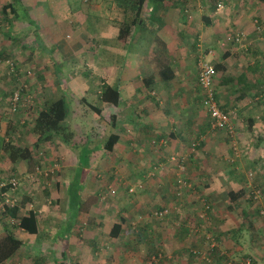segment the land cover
Instances as JSON below:
<instances>
[{
	"label": "rangeland",
	"instance_id": "obj_1",
	"mask_svg": "<svg viewBox=\"0 0 264 264\" xmlns=\"http://www.w3.org/2000/svg\"><path fill=\"white\" fill-rule=\"evenodd\" d=\"M197 1L200 2L199 5H197ZM11 2L12 0H0V181L7 182L11 178H15L18 182L16 189L11 195L16 199L17 219L6 217L4 212L0 210V240L5 236L3 232L5 233L4 227L6 225L7 228L13 230L16 237L23 242V245H20V249L14 255L5 259L4 262L0 261V264H33L38 256L37 259H39L40 264H58L61 262L64 264H148L155 252L160 253L161 256L154 264H182L174 253L165 251L164 243L159 233L161 232L159 230L161 226L159 223L165 220H159V216L155 214L160 208V198L151 197V194L147 197L150 191L156 190L158 175L161 171L173 172L175 177L176 165L167 159L169 156L165 158L161 155V149L153 142L156 140V134L151 137L150 143L146 141L144 143L145 146H137L135 144L136 138L131 134H135L137 131L133 129H131L129 134L133 137L132 140L134 143L128 146L129 150L135 149V152L138 153L139 149H147L150 147L151 152L155 149V153L158 155H153L150 159L139 160L141 162L133 165L132 163L121 164L113 162L115 156L106 154L103 151L101 143L113 131V123L110 117L113 111H115V107L106 104L101 113L100 111L97 112L90 105L91 102H98L99 99L96 94L99 89H102V82L106 78L111 82V57L113 59V55L115 56L114 51L110 49L112 45L110 41L112 39H109V41L104 39L103 41L100 25L97 23L99 21L103 22L102 19L106 20L109 25L108 27L110 29L113 28L115 32L118 26L117 23L121 24L119 20L122 19V14H119L123 11L120 9H123L124 5L128 10L131 2L122 0L123 4L119 7L113 0H75V7L76 9L77 7L79 8V14L81 15L80 19L76 18L77 22L75 26H72V23H63L60 21V18L56 20V18L49 17L41 7L38 8V5L32 11L27 10L28 16L35 20V24H30L26 18L22 17L19 8H14L13 13L10 12V9H7ZM248 2L249 0H246V2H243V0H178L176 6L184 12L186 19L190 22L192 20L197 22L199 20L196 18V21L191 15L198 8L209 13L215 12L216 10V18H218L217 22L214 20L216 24L215 27L213 26L217 30V39L213 47L214 59H212L213 55H206L208 49L211 48L205 47L204 42L202 44L205 32H200V35L203 37L199 38V41L196 40V50L195 47L193 48L190 45L192 43L189 44L187 40L183 41L187 49V54L185 49L182 50L183 54L185 52L182 60L184 63L186 62V68L190 77L196 74L197 78L196 62L199 56H204L206 60L211 61L216 67L214 61H219L221 54L227 50L225 49L226 47L233 44L234 50H238L242 54L240 49L245 48L248 33L244 29L246 25L243 27L241 26L242 24L240 25L238 15L245 3ZM24 3H27V1L24 0ZM139 3L137 5L141 6L143 2ZM148 3L153 6L156 1L150 2L148 0ZM218 3L221 4L219 9H217ZM96 8H100L102 11H98ZM230 8L232 9L230 12L225 11L230 10ZM136 11L135 15L139 16V9ZM100 12L102 15H100ZM254 13L256 15L255 11ZM96 17L98 19L97 22H95ZM116 17L120 19L117 20ZM83 18H86V23L83 21ZM248 20L247 23L254 27L253 31L261 29L263 17H257L252 14ZM198 24L196 23L195 26ZM146 32L147 37H155V33L149 36L150 32L154 31L150 30L149 32L148 29ZM237 33L242 34V39L239 41L235 42L227 39L228 36L234 37ZM155 42L156 40H142L137 47V51L145 53L148 56H153L152 53L154 54V52H151V54L149 52L150 47L153 50L152 47L156 46ZM107 44H109V48L103 47L107 46ZM122 48L126 51L128 49L125 45ZM243 54L248 55L247 51H244ZM156 56L159 57L160 54ZM156 60L159 61V58ZM107 64L110 66L107 71L109 74L108 77L103 78L100 72L102 67H106ZM159 64H162V62ZM56 66L59 70H56ZM151 66L154 68L157 67L156 69L161 68L160 65L153 64V62ZM143 67L141 68L143 69ZM217 71L216 68V73ZM157 82L152 81L154 87L152 86L153 88L151 89L158 91L161 86L159 85L157 87ZM185 82H189L190 88L192 87L193 89L194 98L192 100L193 102L195 101L196 106L193 107L195 112L193 124L189 125V128L187 127L188 132L183 136L185 139L183 148L185 152H189L188 149L193 147V143L195 144L201 141V136H204V143L207 141V138L209 140L210 138L214 140L219 137L222 138L221 140L226 146L225 152L220 157L221 159L217 161V164H219L218 167L220 169L233 167L234 170L238 171L239 180L245 190L238 201V206L234 208V213L237 216H241L240 209L242 207L254 212L253 214L257 220L256 224L258 227H261L260 231L262 236L261 243L255 247L263 254L264 214L258 215L254 209V203H251L247 199L249 197L248 189L250 191L253 185H256L258 188L261 187L257 181L260 182L262 179L259 170H264V159L260 158L257 160L254 157L262 148V141L257 138L259 133L254 131V128L248 123L241 122L238 110L236 111V109L226 111L230 114L235 127L233 138L225 132L211 130L209 128V115L201 105L199 99L200 90L197 85V80L195 77H192V79L182 81V83ZM179 83L181 82H177V84ZM17 90L21 94V100L16 104L15 110L11 111L12 94ZM86 91L93 92L94 96L91 94L86 95ZM64 94L70 103V113L67 117L66 124L72 134L71 143L67 145L55 136L49 141L46 140L36 146L35 141L37 136L33 132L32 126L38 111L43 109L49 101L56 100ZM179 118L177 117V119ZM182 119H185L184 111ZM84 144L90 150L89 154H91L89 155L87 168L93 170L94 173L86 176L87 181L84 184L86 188L83 194V201L86 199L84 202L86 211L84 215H81L80 219L75 220L74 230L77 229L78 231L71 236L80 243L81 247L72 248V255L69 256L71 250H62L63 247L60 241L48 243L46 239H42L41 241L43 242L39 241L38 243L35 237L41 233L43 234L42 236L49 237L48 235H51L49 232L53 231V229L55 230V227H58L57 223L50 225L51 223H55L53 218L55 219L58 214H65L68 200V192L66 190L70 188L69 184L74 178V170L79 167V148L84 147ZM24 147L31 151V159H16V150ZM197 147L194 148L201 151V146ZM190 154L191 156H186L185 158L182 154L172 155L176 157V160L177 158L178 160H182L186 167V173L187 170H190L187 166L188 163H191L192 169L196 168L193 165L194 162L198 166L203 163L204 168H206L208 164L207 160L203 162L199 159L198 163L195 161L197 159H192L193 153ZM157 156H160V160L159 158L156 160ZM52 163L56 169L54 175L47 176L46 178L38 176L35 180H27L25 178L26 174L33 173L37 166L40 169L46 170ZM133 166L141 168L143 171L145 170V176H139L137 178L135 175L126 177L122 174V171L132 169ZM112 167L115 170L119 169L118 173H109V171L105 170L106 168ZM149 171L153 172L150 176L147 174ZM262 174L264 175V173ZM130 186L135 188L133 193L128 191ZM200 188L202 189V187ZM110 189H114L115 192L113 194L108 193ZM260 190L263 191L262 187ZM52 191L55 192L53 195L51 194ZM200 194L204 197L199 196L198 205H200L201 200L208 199L204 193ZM136 197L142 200L145 197L149 199V203H153L152 200L156 201L153 204L147 203L149 208H143V201L141 200L139 206L135 207L137 209L131 215L132 220H129V224H126L125 228V233H129L133 237L126 238V240L123 239L120 242H114L115 244L113 243V245V241L105 242L103 247H101V241L95 240L94 243L89 242L93 235V229L97 225L98 215H100L103 221L101 227L107 221L112 222L113 219L111 218H118L115 216L127 213L130 215L129 207L127 209L125 208L126 202L124 200L130 201ZM174 198L175 196L172 197L173 201ZM192 198L190 197V200ZM205 200L203 202L207 203ZM211 201L213 202V199ZM216 201L218 205H222L223 199L217 198ZM134 202L136 203V201ZM134 202L132 203L134 204ZM260 207H263V205H260ZM32 210H35L36 214L40 215L39 219L46 220L47 226L45 227L47 229L44 228L45 231L31 233L22 230L18 226L19 218L27 215ZM48 218H50V224L47 221ZM173 219V223H175L177 219ZM140 220H145L146 223L144 224L145 228L147 227L148 229L147 231L143 229L141 232H136L138 231ZM132 225L134 229L129 227ZM174 228L173 225L171 231H174ZM37 244H41L42 246V251L41 254L38 253L39 255H37V250L34 248ZM242 244L246 245V256L251 258L250 251L252 250V242L244 238ZM198 249L203 251L204 247L203 249ZM208 254L207 261L210 262L202 260L198 255L194 257L195 259L188 256L184 264L225 263L222 259L215 260L213 258L212 260L211 253L209 252ZM255 262L257 264L256 259Z\"/></svg>",
	"mask_w": 264,
	"mask_h": 264
},
{
	"label": "crops",
	"instance_id": "obj_2",
	"mask_svg": "<svg viewBox=\"0 0 264 264\" xmlns=\"http://www.w3.org/2000/svg\"><path fill=\"white\" fill-rule=\"evenodd\" d=\"M20 1L26 12L27 10H34L38 5V8L41 7L49 17L56 18V20L60 18V21L65 24L72 23V26L76 25V18L80 19L81 17L79 14V8L77 7L76 9L75 7V0H26L27 3H24V0ZM113 1L117 3L119 7L123 4L122 0ZM142 2L143 3L139 8L131 3L128 10L123 5V9H120L123 12L119 14H122V19L119 18V20L116 17L121 23L125 22L127 19L128 22H131L134 17L137 16H135V12H137L136 10L139 9V16L136 17L140 19L139 23L138 25L132 24L130 30L131 35L126 43H121L117 39L120 23H117L118 26L116 27L115 32L113 28L110 29V27H108L109 25L106 20L102 19L103 22L99 21V23H97L100 25V32L103 41L104 39H106V41L112 39L110 41L112 44L110 49L113 50V53L115 54V56L113 55V59L111 57V67L107 64L106 67H102L100 72L101 77H108L109 73H107V71L109 70V67L112 68V76L110 77L111 82L106 78L102 84L106 83L116 88L119 97L116 104L108 103L101 100L100 94L102 89H99L96 94L99 99L98 102H91L90 105L99 109L101 113L106 104L115 107V111L112 113L113 131L111 133L118 135V141L114 145L113 151L110 153L115 156L113 162L121 164L132 163L133 165L141 162L139 160L150 159L153 155H158L155 153V149L151 152L150 147L147 149L141 148L138 153L135 152V149L129 150L128 147L134 143L132 140L133 137L136 138L135 144L137 146H145L144 143L146 141L150 143V139L154 134H156L157 140L160 138L166 140V147L158 146L161 149V155L165 158L168 156L170 157L172 154H182L185 158L186 156H191L190 153H193L192 159H197L195 160L196 162L199 163V159L203 162L207 160L208 164L206 168H204L203 163L198 166L194 162L193 165L196 168L192 169L191 163H188L187 166L190 170H187L186 175L193 185V190L188 191L189 194L186 193V195H184V200L178 209V216H169L164 223H160L161 226L159 230L161 232L159 233L161 234L165 251L174 253L180 262L184 264L188 256L195 259L194 257L196 255L190 253L191 248H205L203 236L206 232H210L213 234L217 242L216 247L211 251L212 260L213 258L215 260L222 259V261L225 262L224 264H245L247 260H250L252 264H256V259L257 264H264V253L262 254L255 247L261 243L262 236L260 231L261 227H258L256 224L257 220L253 214L254 212L252 210L248 211L246 208L242 207L240 209L241 216H237V214L234 213V208L235 206H238V201L245 191L239 180V173L234 170L233 167L225 169H220V167H218L219 164H217V161L221 159L220 157L223 152H225L226 146V144L224 145V142H222V138L219 137L215 140L211 138L209 140V138H207V141L204 143V136H201V141H198L197 145L199 147L201 146V151L192 147L191 149H188L189 152H185L183 148L185 142L183 136L188 132L189 125H192L193 120L195 119L193 117L195 114L193 107L196 106V103L192 100L194 98V93L192 87L190 88L189 82H185V84L182 83V81L192 79V77H195L197 80L196 74L192 77L189 76L186 62L184 63L182 60V57L185 54V52L183 54L182 50L185 49L187 54V49L185 48L183 41L187 40L189 44L192 43L190 45L194 48L196 40L199 41V38L204 36L202 44L204 42L205 47L211 48H207L208 51L206 55H213L212 59H214L215 55L213 47L217 39V30L214 28L216 23H214V20H216V22L218 21V18H216L217 12L215 9V12H204V10L202 11L198 8L196 11L192 12L191 15L192 18H198L199 20L197 21L196 19L197 22H194L193 20L190 22L186 19L184 12L176 6L178 0H161L159 1V4L155 3L153 6L148 3V0H142ZM243 2H246V0H243ZM199 3L200 2L197 1V5H199ZM96 10L102 11L100 8H96ZM231 10L232 9L230 8V10L225 11L230 12ZM254 11L256 12V15ZM147 12L148 14H146ZM132 14H134L133 18H131ZM252 14L257 17H263V25L260 30H256L257 32L253 31L254 27L247 23L249 21V16ZM100 15H102L101 12ZM238 18L240 19V25L242 24V27L246 25L244 29L245 32L248 33L247 43L245 44V48H242L243 50L240 49L242 54L238 50H234L235 48L232 44L225 48L227 50L221 54L219 61H214L216 67L214 64L213 65L218 71L215 75L216 77H214L216 79L214 80L213 88L215 98L222 109L225 111H230L232 109H236V111L238 110L241 122L248 123L254 128V131L259 133L257 138L262 141V148L256 156H254L255 159L258 160L260 158L264 159V0H249V2L245 3L240 10ZM32 21L33 23L30 24H35L33 18ZM83 21L86 23V18H83ZM97 21L98 19L96 17L95 22ZM196 23L201 24L195 26ZM148 29L149 32L150 30L154 31L150 32L149 36L152 35V33H155V37L151 38L152 36H146V31ZM200 32H205L206 34L204 33V35L201 36ZM145 39L146 41L156 40V46L152 47L153 50H151L150 47L149 52V54L154 52V54L152 53L153 56H148L145 53L137 51L139 43ZM209 44L211 45L209 46ZM124 45L128 48L127 51L122 48ZM103 47L109 48V44ZM244 51H247L248 55L254 57L243 54ZM157 54H160V56L157 57ZM156 57L159 58V61L156 60ZM152 62L153 64H158V66L160 65L161 68L156 69L157 67H152ZM160 62H162V64H159ZM244 62L245 64L243 65ZM56 65L58 66V64ZM57 66L56 70H59ZM141 67H143V69ZM135 81L138 82L135 83ZM152 81H158L157 87H159V85L161 86L158 91L151 89L154 87ZM179 81L181 83L177 84ZM85 94H91L94 96L91 91H86ZM63 96L66 95L64 94ZM253 100H255V102H253ZM183 111L185 119H182ZM177 117L180 118L177 119ZM131 129L137 131L135 134L131 133L133 137L129 134ZM126 131H128V133H126ZM104 143L105 141L101 143L102 148ZM83 146L87 147L85 144ZM89 155L91 154H88L87 161L82 170L77 167L73 173V177L75 175L79 177L80 183L76 193L78 197L77 202L79 204L78 210L76 211L72 206V193L70 188H68L66 190V192H68V200L67 206L65 205L67 208L65 214L61 213L58 214L55 219L53 218L55 223H51L50 218L47 220L49 224L51 223L50 225L57 223L58 227H55V230L53 229V231L49 232V234H51L48 235L49 237L42 236V233L35 237L37 238L38 243L39 241L43 242L41 241L42 239H46L48 243L60 241L62 244L61 246L63 247L62 250H71L69 256L72 255V248L81 247L80 243L74 240L71 236L78 231L77 229L74 230L75 220L80 219L81 215H84L86 211L84 206L86 199L83 201V194L86 188L84 184L87 181L86 176L94 173L93 170L87 168ZM145 155L147 156L146 158ZM80 157H82L81 153ZM169 157L167 158L168 160ZM158 158L160 160V156H157L156 160ZM105 170L109 171V173H118L119 171V169L115 170L113 167L106 168ZM259 171L261 172L260 177H262V179L260 182H257L263 189V191H261L260 202L254 203L249 197L247 198L251 203H254V209L257 213L260 205H263L264 207V175L262 174L264 173V170L260 169ZM144 173L145 170L143 171L141 168L134 166L132 169L122 171V174L126 177L135 175L138 178L139 176H145ZM158 177L156 190L152 192L150 191L147 197L151 194V197L160 198L159 205L169 206L174 204L175 198L174 201L172 199V193H174L173 172L161 171ZM69 185H71V183ZM200 187H202V189ZM144 188L146 189V187ZM53 193L55 192L52 191L51 194L53 195ZM200 193H204L208 199L205 200L202 198V204L200 203V205H198L199 196H202ZM138 197L130 201L122 198V200L126 202L125 208L127 209L129 207L130 215L127 213L115 216L118 218H111L113 219L112 222L107 221L103 227H101L103 221L101 220L100 215H98L96 221L97 225H95V229H93V235L89 242L94 243L95 240L101 241V247H103L105 242L113 241V245L114 242H120L123 239L126 240V238L133 237L129 233H125V228L126 224H129V220H132L131 215L137 209L135 207H138L142 200ZM190 197L192 198L191 200ZM217 198L223 199L222 205L217 204ZM211 199H213L214 204ZM204 200L209 206V209L207 210V213H209L207 219L202 221L197 218V212L203 209L202 206ZM134 201H136V203ZM142 201L143 208H149L147 205L149 199L144 197ZM155 201L156 200H152L153 203ZM132 202H134V204ZM39 217L40 215L37 214V232L40 233L41 231H45L44 228H46L45 226H47V222L42 218L39 219ZM173 217L176 219L178 218L175 225L179 221L182 223L179 227L174 226V231H171V227L174 225L172 220ZM188 218L189 222L184 221L188 220ZM144 223H146L145 220H140L138 226L139 231H142L143 229L145 231L148 230L147 227L145 228ZM113 226L118 227L113 230ZM195 228H197V231H195ZM5 234L6 231L5 233L3 232V235ZM13 234L15 235L14 232ZM244 238H246L247 241L252 242V250L250 251L252 255L251 258H248L245 254L246 245L242 244ZM20 242V245L22 246L23 242L21 240ZM34 248L37 250V255H39L38 253L41 254V244H37ZM19 249H17V251ZM187 253L188 255H186ZM118 254H120V252H118Z\"/></svg>",
	"mask_w": 264,
	"mask_h": 264
},
{
	"label": "trees",
	"instance_id": "obj_3",
	"mask_svg": "<svg viewBox=\"0 0 264 264\" xmlns=\"http://www.w3.org/2000/svg\"><path fill=\"white\" fill-rule=\"evenodd\" d=\"M125 1L131 2L134 6H136V7L138 6V8L140 7V5H137V4L139 2L140 3L142 2V0H125ZM151 1L152 2L156 1V3H159V1H161V0H150V2ZM14 8H16V9L19 8L21 10L22 17L26 18L27 22L33 23L32 18H30L28 16V14H27L25 8L23 7V5L21 4L20 0H12V2L9 4L7 9H10V12L13 13ZM133 17H134V14H132L131 18H133ZM139 20H140L139 18H134L132 20L133 21V23H132V21L128 22V19H127L125 22H123L119 25L118 36H117L118 38L117 39L121 43H126L128 41V39L131 35L130 30H131L132 24L138 25ZM125 47H126V45H125ZM198 88H199V86H198ZM100 95H101V97H100L101 100L106 101V102L111 103V104H116L118 101V97H119L117 89L110 86L109 84H106V83L102 84V91H101ZM199 99L201 102V91H200V98ZM91 107L93 109H95L97 112L100 111L96 107H93V106H91ZM219 107L222 111H225L224 109L221 108V106H219ZM69 113H70V103L68 101L67 96H61L60 98H58L56 100L49 101L47 104H45L44 108L40 109L38 111L37 116L34 119L33 126H32V130L37 136L36 141H35V143H36L35 145L37 146L38 144H40L41 142H44L46 140L49 141L50 139H52L55 136L58 137L65 144L69 145L71 143L70 140L72 139V134L70 132L69 127L66 124V120H67ZM110 118L113 122V116H111ZM117 141H118V135L111 133L107 137V139L105 140V143L103 144V150L105 151V153L110 154L113 151V147ZM80 153H81L82 157H80ZM89 153H90V150L88 149V147H80L79 148L78 164H79L80 170H82V168L84 167V164L87 161V157H88ZM17 158H18V160L19 159L20 160H22V159L27 160L28 158L31 159V151L25 147L21 148V149L19 148L16 150V159ZM84 159H86V160L83 161ZM38 165H40V164L38 163ZM49 166H51V165H49ZM173 183L175 184V177H174ZM79 186H80L79 177L75 175L74 180L71 182L70 190L72 193V206L76 211L79 208V204L77 202L78 197L76 195ZM5 189H7V186L2 188V190H5ZM192 189H193V185H192ZM192 189H190L189 191H192ZM186 193H189V192L186 191L182 196L179 197L175 194V190H174V193H173V196H175L174 204L169 205L171 207L165 206V205H160V208L158 209V211L161 209L167 208V209H169V213H167L164 217L160 218L159 220H163V219L166 220L167 217L172 216V215L178 216L177 215L178 209H179L180 205L182 204V201L184 200V195H186ZM16 213H17V206L7 207L4 211V215L8 218H11V219H17ZM172 220H174V219H172ZM184 221L189 222V218H188V220H184ZM37 223H38L37 214L35 211L32 210V211L28 212L27 215L23 216L22 218H19L18 226H20L25 231H28L31 233H36L37 232ZM181 223L182 222H180V221L176 225L174 223V226L179 227V226H181ZM116 227H118V226H113V230H114V228L116 229ZM129 227L134 229L133 225L129 226ZM4 228H5L6 234L2 238V240H0V261H2V262H4L5 259L14 255L17 252V249H19L20 244H21L20 240L13 234L12 230L7 228L6 225ZM136 232H141V231L138 230ZM213 249L214 248H212L210 250V253ZM156 253H158V252H155L154 254H156ZM37 258L34 260L33 264H40V261ZM207 262H210V261H207ZM58 264H64V263L61 262Z\"/></svg>",
	"mask_w": 264,
	"mask_h": 264
},
{
	"label": "built area",
	"instance_id": "obj_4",
	"mask_svg": "<svg viewBox=\"0 0 264 264\" xmlns=\"http://www.w3.org/2000/svg\"><path fill=\"white\" fill-rule=\"evenodd\" d=\"M221 7V4H217V9ZM229 41H239L242 39V34L237 33L234 37L228 36L227 38ZM197 67V84L199 86V89L201 91V105L203 108L207 111L209 115V128L211 130H219L222 132H225L230 137H234V124L232 122L231 116L228 112L222 111L219 107L218 102L215 99V93L213 88V80L216 75V69L214 65L211 63V61H208L204 58V56H199L196 62ZM21 100V94L17 90L13 92L12 98H11V105L12 109L11 111L15 110V106L19 101ZM153 142H155L158 146L165 147L166 140L164 138L156 139ZM198 145V143H193V148ZM169 160L171 163L176 165V172H175V184H174V190L175 194L177 196H182L186 191H189L192 189V183L190 182L188 176L186 175V167L183 164L182 160H176L175 156H170ZM176 163V164H175ZM153 171V170H151ZM149 171L147 174L150 176L153 174V172ZM56 173L55 165L53 163L51 166H49L46 170L40 169L38 166L36 167V170L33 171V173L26 174L25 178L27 180H35L38 176H52ZM17 180L15 178H11L7 182L0 181V210L3 212L7 207H13L17 206L16 199L13 198L11 195L13 191L17 187ZM7 186V189L2 190L3 187ZM128 191L130 193H133L135 191V188L133 186H130L128 188ZM115 192L114 189L108 190V193L113 194ZM104 197V196H103ZM249 198L255 203L260 202L261 198V190L256 185H253L250 188L249 191ZM209 206L206 203H203L202 210L197 212V217L199 220H206L207 219V210ZM167 213H169V209H161L155 214L159 216V218L164 217ZM258 214L262 215L264 214V207L258 208ZM195 231H197V228H195ZM204 238V245L205 248L203 251L199 250L198 248H192L191 253L198 256L202 259L207 261L209 252L212 248H215L217 245L216 239L210 232H206L203 236ZM161 256L160 253H156L152 256V258L149 260L148 264H154L157 259ZM245 264H252L250 260H247Z\"/></svg>",
	"mask_w": 264,
	"mask_h": 264
}]
</instances>
